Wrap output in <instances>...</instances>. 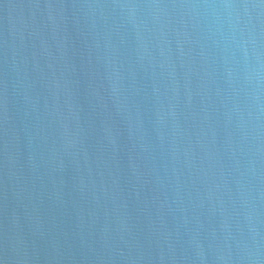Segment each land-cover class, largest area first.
I'll list each match as a JSON object with an SVG mask.
<instances>
[{"label": "water", "instance_id": "1", "mask_svg": "<svg viewBox=\"0 0 264 264\" xmlns=\"http://www.w3.org/2000/svg\"><path fill=\"white\" fill-rule=\"evenodd\" d=\"M0 264H264V0H0Z\"/></svg>", "mask_w": 264, "mask_h": 264}]
</instances>
